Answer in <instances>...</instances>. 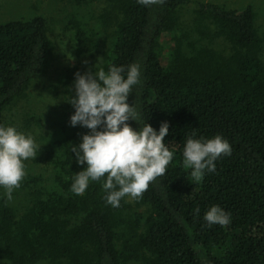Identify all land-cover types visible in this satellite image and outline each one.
Returning a JSON list of instances; mask_svg holds the SVG:
<instances>
[{"label":"trees","instance_id":"1","mask_svg":"<svg viewBox=\"0 0 264 264\" xmlns=\"http://www.w3.org/2000/svg\"><path fill=\"white\" fill-rule=\"evenodd\" d=\"M88 1L73 0L76 6ZM109 1L105 16L114 10L116 22L111 30L113 17L107 24L100 61L66 66L52 85L72 106L77 73L139 63L141 83L128 102L135 103L140 124L158 130L169 123L165 143L173 160L134 204L125 197L112 207L103 178L81 195L71 191L73 177L86 167L71 151L82 137L50 140L48 133L35 171L25 175L33 189L9 200L0 188V264H264V29L253 5ZM186 11L191 16L184 26ZM82 15L76 34L89 46L104 22L91 27V14ZM53 51L44 16L0 22V124L46 75ZM216 135L228 140L231 155L196 180L183 165L186 140ZM43 163L51 166L45 176ZM18 196L21 206L14 202ZM213 205L229 214V224H207L204 214Z\"/></svg>","mask_w":264,"mask_h":264},{"label":"clouds","instance_id":"2","mask_svg":"<svg viewBox=\"0 0 264 264\" xmlns=\"http://www.w3.org/2000/svg\"><path fill=\"white\" fill-rule=\"evenodd\" d=\"M144 6L162 3L163 0H138ZM141 83V66L132 63L109 66L85 74H76L75 96L70 103L74 114L71 126L77 125L90 131L84 134L79 145H72L78 165H86L75 174L71 191L81 195L90 182L103 178L102 188L106 203L119 207L126 196L139 198L150 182L163 176L173 160L174 153L165 143L169 123L162 122L159 129L149 123H139L135 103L128 102L134 86ZM137 121V130L128 121ZM37 144L30 133L16 126L0 124V188L7 199L18 188L25 176L24 161L35 157ZM231 145L220 135L212 138L189 137L183 149V165L191 175L200 180L205 172L215 170V161L222 155H231ZM209 226L230 223L229 214L213 205L204 214Z\"/></svg>","mask_w":264,"mask_h":264},{"label":"rangeland","instance_id":"3","mask_svg":"<svg viewBox=\"0 0 264 264\" xmlns=\"http://www.w3.org/2000/svg\"><path fill=\"white\" fill-rule=\"evenodd\" d=\"M201 1L224 4L232 8H240L243 5L252 4L257 13V22L264 29V0ZM111 4L109 0H89L87 4L80 6L74 5L73 0H0V22L16 18L30 19L35 15H42L48 21L49 33L54 43L53 59L46 75L34 81L27 94L6 111L1 118V124L4 126H16L18 130L30 133L37 144L36 156L25 161V175L35 171L36 164L34 160L45 147L48 133L51 140L52 137H62L64 134L82 137L90 131L79 125L71 126L70 117L74 114L72 111L74 107L73 105L70 106L66 95L61 91L60 87H55L52 84L56 82L58 74L66 66L91 61L97 64L100 61V53L108 41L107 24L113 17L109 25V30H111L116 22L114 18L116 12L114 10L105 16V11L107 9L110 10ZM85 12L91 14L87 20L91 27L99 23V21L104 22L101 27L92 32L89 46L79 43L76 34V27H82L86 19L82 15ZM101 13L102 15H100ZM190 16L191 13H188V11L182 16V24L184 26ZM62 89L64 90V88ZM29 116L32 117L31 121L26 120ZM58 121H65L66 129L60 127V122L56 125ZM28 163H31V165L27 167ZM42 166L45 169L40 171L41 175H48L51 166H47L45 163ZM33 186L34 183H26L24 176L19 187L15 188L12 193L19 194L22 190L25 192L33 189ZM1 192L5 194L4 189ZM126 199L131 204L135 203V199L130 196H126ZM14 202H18L21 206V197L18 196ZM5 261L7 260H3L1 264H7ZM127 264L139 263L129 261Z\"/></svg>","mask_w":264,"mask_h":264}]
</instances>
